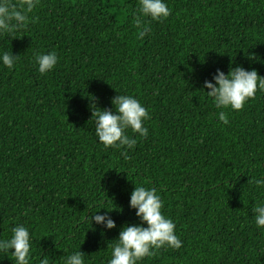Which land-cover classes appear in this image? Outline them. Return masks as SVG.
<instances>
[{
    "label": "trees",
    "instance_id": "trees-1",
    "mask_svg": "<svg viewBox=\"0 0 264 264\" xmlns=\"http://www.w3.org/2000/svg\"><path fill=\"white\" fill-rule=\"evenodd\" d=\"M166 3L168 18H143L144 38L139 0H40L35 23L0 34V52L20 55L12 70L0 64V239L30 227L34 264L40 253L62 264L78 250L107 264L121 228L140 223L134 183L157 189L183 241L138 264H264L252 213L264 191L249 183L264 176V91L226 110L225 125L202 89L217 69L264 77V0ZM51 51L58 63L40 74L35 55ZM118 94L150 114L147 137L128 130L137 140L128 159L98 142L91 120L90 97L114 111ZM99 205L116 228L87 230L83 217L107 211ZM0 258L14 264L10 253Z\"/></svg>",
    "mask_w": 264,
    "mask_h": 264
},
{
    "label": "clouds",
    "instance_id": "clouds-1",
    "mask_svg": "<svg viewBox=\"0 0 264 264\" xmlns=\"http://www.w3.org/2000/svg\"><path fill=\"white\" fill-rule=\"evenodd\" d=\"M40 0H21L19 4L13 0H0V34L13 33L20 29H26L36 18L30 13L38 7ZM171 9L166 0H139L136 24L140 27L138 35L146 37L150 28L143 25L144 17L160 21L170 16ZM20 55L12 52H0V64L9 70L14 69ZM58 55L55 51L39 53L35 55L40 74H46L53 70L58 63ZM214 81V82H212ZM212 81L205 80L203 90L219 111V120L223 124H229L228 111L241 110L245 103L253 98L257 90L264 91V77L258 72L248 70L243 66L230 68L229 72L217 69L212 76ZM91 120L95 124V135L98 142L105 147L123 149L121 155L128 159V150L134 149L137 140L129 136L128 130L138 133L140 137H147L149 129L144 126L145 121L150 119V114L139 99L132 95L118 94L113 98L114 111L97 107L95 98L90 97ZM249 183L256 189L264 191V176H253ZM134 190L130 194V208L135 210L139 218L138 224H125L110 245L111 258L107 264H138L145 257L155 254L154 250L162 247L180 249L183 241L176 234V224L162 209L164 201L155 187L146 186L143 183H134ZM97 205H92L89 209ZM100 209H106L104 214L92 211L91 215L83 217L84 223L89 225L88 229L95 225H102V230H111L117 227L108 210L103 205ZM255 225L258 229H264V198L258 199L252 207ZM146 225V226H145ZM33 234L30 227L17 224L12 228L10 238L0 239V253L11 254L14 264H34L33 260ZM109 247V244H108ZM14 250V251H10ZM6 256V255H5ZM4 256V257H5ZM3 258V257H2ZM0 258V259H2ZM38 264H53V258L40 253ZM62 264H88L85 253L81 250L74 251L63 258Z\"/></svg>",
    "mask_w": 264,
    "mask_h": 264
}]
</instances>
